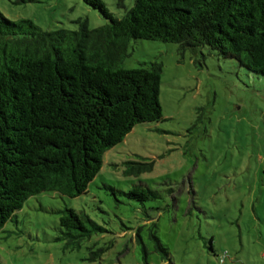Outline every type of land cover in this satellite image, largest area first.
<instances>
[{
    "label": "rangeland",
    "instance_id": "rangeland-1",
    "mask_svg": "<svg viewBox=\"0 0 264 264\" xmlns=\"http://www.w3.org/2000/svg\"><path fill=\"white\" fill-rule=\"evenodd\" d=\"M101 1L116 18L133 5ZM0 12L45 31L76 30L79 19L90 29L107 23L82 0H0ZM128 53L126 69L161 63L163 119L137 124L108 150L86 194L30 197L0 229V263L264 264V76L207 48L132 40ZM138 159L152 162V171L125 176V163ZM137 186L160 198L129 199L125 193ZM63 208L88 215L107 233L66 249L56 240ZM152 223L168 258L154 248ZM97 248H107L99 260H84Z\"/></svg>",
    "mask_w": 264,
    "mask_h": 264
},
{
    "label": "trees",
    "instance_id": "trees-1",
    "mask_svg": "<svg viewBox=\"0 0 264 264\" xmlns=\"http://www.w3.org/2000/svg\"><path fill=\"white\" fill-rule=\"evenodd\" d=\"M82 1L107 23L90 29L79 19L76 30L45 31L0 12V229L30 197L86 194L108 150L137 124L163 119L162 65L124 68L132 40L174 43L191 52L207 48L264 76V0H133L128 10L117 0L125 10L121 18L101 0ZM152 169V162L130 160L123 174ZM125 195L140 203L160 198L142 186ZM56 213V240L66 249L78 250L92 235L107 233L84 213L71 208ZM150 229L155 250L168 258L156 224ZM106 249L97 248L84 260L96 262Z\"/></svg>",
    "mask_w": 264,
    "mask_h": 264
}]
</instances>
